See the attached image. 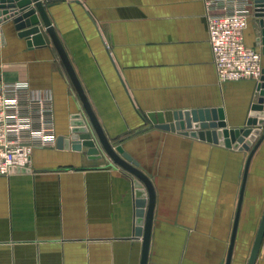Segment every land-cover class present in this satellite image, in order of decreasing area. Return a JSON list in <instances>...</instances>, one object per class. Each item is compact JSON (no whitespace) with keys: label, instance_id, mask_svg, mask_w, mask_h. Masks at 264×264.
Segmentation results:
<instances>
[{"label":"crops","instance_id":"obj_1","mask_svg":"<svg viewBox=\"0 0 264 264\" xmlns=\"http://www.w3.org/2000/svg\"><path fill=\"white\" fill-rule=\"evenodd\" d=\"M42 1L108 137L155 185L148 264H223L250 151L155 123L222 108L229 129L247 127L261 78L220 81L205 0ZM261 34L253 15L246 43L262 52ZM16 80L51 92L58 137L71 135L76 116L89 125L55 45H29L7 19L0 84ZM256 127L258 139L264 124ZM139 188L106 155L35 147L30 168L0 175V264H141ZM263 213L264 141L250 164L232 264H248Z\"/></svg>","mask_w":264,"mask_h":264},{"label":"water","instance_id":"obj_2","mask_svg":"<svg viewBox=\"0 0 264 264\" xmlns=\"http://www.w3.org/2000/svg\"><path fill=\"white\" fill-rule=\"evenodd\" d=\"M255 16L260 18L262 34L259 45L264 54V0H254ZM13 19L21 37L27 38L29 45L41 46L53 43L60 55L63 64L73 82V85L83 103L89 125L78 116L73 119L70 136L58 137L57 145L61 149L86 150L89 155L111 158L112 162L132 173L142 188L137 190V235L143 236V251L141 264H148L155 217L157 193L150 176L140 168V163L121 143L114 144L108 137L93 105L83 87L75 70L70 56L49 17L42 0H0V21ZM259 98L253 105L258 112L253 115L248 126L244 128L229 129L225 121L223 109L201 108L178 110L173 113V120L155 123V126L165 130L179 131L193 137L208 139L222 145L250 151L244 170L236 218L233 227L230 247L227 258L223 264H232L237 231L245 195L249 168L252 158L264 141V133L257 125L264 124V69L261 82L258 86ZM256 141V143H254ZM27 170L17 168L16 171ZM264 239V213L251 250L248 264H256Z\"/></svg>","mask_w":264,"mask_h":264},{"label":"built area","instance_id":"obj_3","mask_svg":"<svg viewBox=\"0 0 264 264\" xmlns=\"http://www.w3.org/2000/svg\"><path fill=\"white\" fill-rule=\"evenodd\" d=\"M214 62L220 81L263 75L262 52L246 43L254 0H205ZM53 96L26 80L0 84V175L31 167L38 146H56Z\"/></svg>","mask_w":264,"mask_h":264}]
</instances>
